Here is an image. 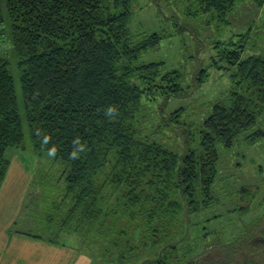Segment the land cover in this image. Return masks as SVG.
Returning <instances> with one entry per match:
<instances>
[{"label": "trees", "instance_id": "1", "mask_svg": "<svg viewBox=\"0 0 264 264\" xmlns=\"http://www.w3.org/2000/svg\"><path fill=\"white\" fill-rule=\"evenodd\" d=\"M131 2L0 0V23L10 42L0 55V185L9 163L7 149H25L24 120L33 152L38 157L49 154L63 166V195L72 202L62 216L55 207L56 216L42 219L56 229L48 238L60 240L65 231L93 233L109 242V248L100 245V256L118 264L130 261H119L117 253L122 258L136 249L146 256L153 247L158 255L141 259V264H204L207 251L191 256L192 249L174 236L184 217L215 202L217 144L231 148L238 138L249 143L264 138V130L255 127L264 116V51L245 54L248 39L264 33L248 24L232 33L239 38L218 42L217 57L224 63L216 67L229 70L232 87L212 104L195 132L186 133L194 135L195 146L185 142L184 152L176 153L137 138L132 128L142 97L161 96L165 102L184 88L179 69L164 70L163 62H137L162 36L150 32L136 37L129 31ZM171 2L182 9L186 4L185 9L205 16L206 22L228 23L246 0ZM254 3L261 7V0ZM11 63L19 73L23 116ZM207 75L206 68L200 69L196 83ZM182 111L169 113L167 124L183 125ZM250 246L244 258L264 243ZM221 249L236 251L229 245ZM179 250L183 262L176 261ZM233 257L215 261L235 263Z\"/></svg>", "mask_w": 264, "mask_h": 264}, {"label": "rangeland", "instance_id": "2", "mask_svg": "<svg viewBox=\"0 0 264 264\" xmlns=\"http://www.w3.org/2000/svg\"><path fill=\"white\" fill-rule=\"evenodd\" d=\"M171 1L132 0L128 28L136 37L150 32L161 34L159 44L142 52L137 62H163L164 70L179 69L184 93L165 102L161 96L142 97L134 113L132 128L137 138L158 142L171 151L182 153L186 147L185 142L195 146L192 140L194 135L187 137L186 133L200 126L210 113L212 104L225 97L233 84L229 70L216 67L218 63H224L223 59L218 60L217 57L218 42L230 37L233 40L239 38V35L233 37L232 33L244 31L248 24H254L261 28L260 33H264V0H261L259 8L255 6L254 0H246L241 6L242 11L228 23H218L216 20L206 22L205 16L193 15L185 9L186 4L182 9L183 6L181 8ZM246 44L248 48L245 54L264 51V34L250 37ZM214 61L216 64H213ZM202 68L207 69L208 75L203 83L198 84L196 77ZM10 69L18 94L19 111L23 116L19 73L14 63L10 64ZM135 80L132 78V81ZM177 108L183 109L179 116V122L183 125L167 124V115ZM258 126L264 130V116L255 127ZM23 130L25 149L10 147L6 151V157L11 160L14 152H21L26 168L29 170L30 166L33 170L25 198V210L37 224L19 227L52 236L56 229L49 228L48 223L42 219L47 214L55 215V207L62 216L72 205L70 198L64 199L63 195L65 184L60 177L63 166L55 162L49 154L38 157L33 152L24 120ZM216 147L219 158L212 186L215 202L202 211L184 217L174 239H179L182 245L190 247L191 256L207 251L202 260L204 264L208 260H211L209 264H216L215 259L219 260L218 256L227 255H234L235 263L230 259L232 262L226 264H264V261L260 262L264 248L252 251V256L245 255L247 258L243 256L249 250L248 246L264 243V232L258 231L264 228V138L254 143L238 138L231 148H225L222 144H217ZM59 239L85 249L99 250L100 245L109 248V242L102 241L93 233L88 235L82 231L62 232ZM136 244L134 243L138 246ZM228 245L236 247V251L225 252L221 249V246ZM182 251L176 252L177 262H183ZM140 253L135 249L134 253L122 258L117 253L115 258L121 262L136 261L134 264H141L139 261L147 255L139 256Z\"/></svg>", "mask_w": 264, "mask_h": 264}, {"label": "crops", "instance_id": "3", "mask_svg": "<svg viewBox=\"0 0 264 264\" xmlns=\"http://www.w3.org/2000/svg\"><path fill=\"white\" fill-rule=\"evenodd\" d=\"M0 185V264H118L67 240H53L19 225L37 224L25 210V198L33 170L25 166L21 152H14ZM159 250H147L154 258ZM136 263V261H134ZM125 262L123 264H134Z\"/></svg>", "mask_w": 264, "mask_h": 264}, {"label": "built area", "instance_id": "4", "mask_svg": "<svg viewBox=\"0 0 264 264\" xmlns=\"http://www.w3.org/2000/svg\"><path fill=\"white\" fill-rule=\"evenodd\" d=\"M3 24L0 23V55L5 54L10 48V42L3 31Z\"/></svg>", "mask_w": 264, "mask_h": 264}]
</instances>
